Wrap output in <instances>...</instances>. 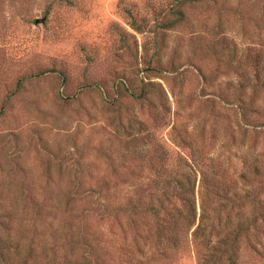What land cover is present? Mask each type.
Returning a JSON list of instances; mask_svg holds the SVG:
<instances>
[{
  "label": "rangeland",
  "instance_id": "1",
  "mask_svg": "<svg viewBox=\"0 0 264 264\" xmlns=\"http://www.w3.org/2000/svg\"><path fill=\"white\" fill-rule=\"evenodd\" d=\"M263 3L0 0V221L62 241L84 230L101 264H198L187 243L158 261L136 246L150 215L116 220L93 200L155 203L168 190L180 204L178 178L195 182L199 213L203 171L208 190L227 188L235 202L259 188L256 251L241 260L264 264V88L241 89L253 74L246 51L264 47Z\"/></svg>",
  "mask_w": 264,
  "mask_h": 264
},
{
  "label": "trees",
  "instance_id": "2",
  "mask_svg": "<svg viewBox=\"0 0 264 264\" xmlns=\"http://www.w3.org/2000/svg\"><path fill=\"white\" fill-rule=\"evenodd\" d=\"M193 1L195 0H182L183 3ZM262 8L263 14L259 16L257 26L264 30V3ZM173 14L177 15L179 20L183 12L178 10L173 11ZM173 23L174 21L162 24L161 27H169ZM246 52L244 61L247 66L250 65L253 74L251 77H248L249 74L245 75L246 84H242L241 89L245 95L247 88L250 87L252 97L264 88V47L261 45L253 57H250L251 52ZM126 91L129 93L128 89ZM146 94L145 91L139 94L130 93L136 100L146 99ZM248 101L247 106L243 107L242 104L244 120L253 102L252 98ZM201 175L203 193H200L199 213L195 200V182L190 183L189 181L183 186L178 178H175V191L171 195L179 200L180 204H176L175 201L170 202L171 197L168 190H165L162 192L165 200L158 198L159 200L155 203L144 204L140 200L136 201V198H131L120 199L117 204L110 205L104 200L98 202L94 199L95 210L102 215H112L116 220L122 216L132 219V215L144 213L150 215L153 219L152 230L149 231V229L145 233L148 234L145 237L146 242H136V246L139 249L144 247L152 249L155 255H159L158 261L170 260L171 255L179 253L187 243L194 250L198 264H243L242 252L246 247L251 250L256 249L255 244L249 238V233L250 228L254 229L257 224L254 212L257 213L260 208L261 202L258 198L260 190L255 187L244 189L240 200L235 202L236 193H230L227 188L216 190L218 187L211 191L208 190V183H214V181H206L207 178L203 171ZM165 180L164 178L162 181L169 185L172 178ZM74 194L78 195L76 188L72 195ZM214 196L219 197L218 205L209 203L208 197L214 198ZM152 197L155 198V196ZM234 210H236V220L230 216ZM13 219H15L14 216L8 217L7 223L0 221V264H101L100 260L93 256V248L87 242L84 230L70 231L68 237L63 239L64 241L55 236L49 239L45 236H36L34 230L30 231L32 226L29 227L25 223L18 222L14 225L11 222ZM140 230L143 229H139L134 239L137 237L142 240L143 237L139 235ZM39 247L41 251L38 253L36 248ZM262 251L264 249L256 254L259 259L264 257Z\"/></svg>",
  "mask_w": 264,
  "mask_h": 264
}]
</instances>
